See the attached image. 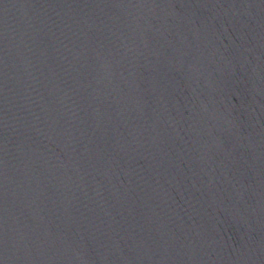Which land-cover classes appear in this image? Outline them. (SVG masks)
<instances>
[{
	"label": "water",
	"instance_id": "1",
	"mask_svg": "<svg viewBox=\"0 0 264 264\" xmlns=\"http://www.w3.org/2000/svg\"><path fill=\"white\" fill-rule=\"evenodd\" d=\"M0 264H264V0H0Z\"/></svg>",
	"mask_w": 264,
	"mask_h": 264
}]
</instances>
